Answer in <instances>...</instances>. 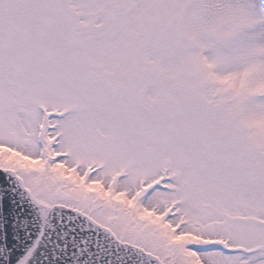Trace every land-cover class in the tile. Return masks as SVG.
<instances>
[{"label":"snow or ice","instance_id":"1","mask_svg":"<svg viewBox=\"0 0 264 264\" xmlns=\"http://www.w3.org/2000/svg\"><path fill=\"white\" fill-rule=\"evenodd\" d=\"M0 264H264V0H0Z\"/></svg>","mask_w":264,"mask_h":264},{"label":"water","instance_id":"2","mask_svg":"<svg viewBox=\"0 0 264 264\" xmlns=\"http://www.w3.org/2000/svg\"><path fill=\"white\" fill-rule=\"evenodd\" d=\"M30 227H33V229L35 230L36 228H38V222H34L32 225H30ZM48 250H51V245L49 246Z\"/></svg>","mask_w":264,"mask_h":264}]
</instances>
